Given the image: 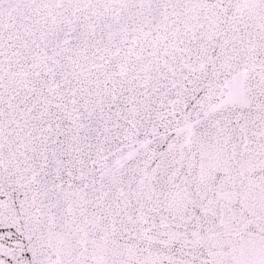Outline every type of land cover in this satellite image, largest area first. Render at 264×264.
<instances>
[{
	"label": "snow or ice",
	"instance_id": "snow-or-ice-1",
	"mask_svg": "<svg viewBox=\"0 0 264 264\" xmlns=\"http://www.w3.org/2000/svg\"><path fill=\"white\" fill-rule=\"evenodd\" d=\"M0 264H264V0H0Z\"/></svg>",
	"mask_w": 264,
	"mask_h": 264
}]
</instances>
